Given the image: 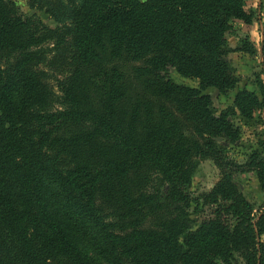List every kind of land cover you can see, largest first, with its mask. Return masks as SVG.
I'll use <instances>...</instances> for the list:
<instances>
[{"label":"trees","instance_id":"obj_1","mask_svg":"<svg viewBox=\"0 0 264 264\" xmlns=\"http://www.w3.org/2000/svg\"><path fill=\"white\" fill-rule=\"evenodd\" d=\"M68 8L51 29L0 0V264H264V205L236 181L252 172L264 193V147L244 163L227 147L237 113L264 102L241 91L218 113L203 93L237 86L227 55L255 17L246 0ZM207 159L222 179L194 196Z\"/></svg>","mask_w":264,"mask_h":264},{"label":"rangeland","instance_id":"obj_2","mask_svg":"<svg viewBox=\"0 0 264 264\" xmlns=\"http://www.w3.org/2000/svg\"><path fill=\"white\" fill-rule=\"evenodd\" d=\"M13 1L25 16H37L47 27L57 29L63 28L69 22L66 8L70 6V3H79L80 0H45L42 7H38L39 5L37 4L32 5L29 0ZM141 1L144 2L146 0ZM257 1L246 0L247 7L255 14L252 23H235V34L229 37L230 51L227 55V60L233 68L235 76L238 78L235 90L228 94H220L215 89H208L203 92L211 97L218 113L232 106L235 97L241 91L252 92L264 102V0H261V9ZM61 54L63 53L61 52ZM140 65L137 64V66ZM41 69L44 70L45 67L42 66ZM46 70L49 72V69ZM57 72L58 70L54 76H58ZM169 75L177 84L197 89L200 87L198 80L183 78L174 69L169 71ZM53 79L48 82L51 86H55L56 84ZM233 121L236 127L241 130L240 139L236 144L227 145V147L230 150L232 158L239 163H244L252 152L260 151L264 147V109L255 112L253 118L250 120L243 119L237 113ZM221 179V169L215 162L210 159L203 160L196 168L190 190L194 196L209 193ZM236 181L243 196L256 208L255 212L257 213V210L264 205V193L256 174L252 172L240 174L236 177ZM194 218L200 222L197 216H194Z\"/></svg>","mask_w":264,"mask_h":264},{"label":"crops","instance_id":"obj_3","mask_svg":"<svg viewBox=\"0 0 264 264\" xmlns=\"http://www.w3.org/2000/svg\"><path fill=\"white\" fill-rule=\"evenodd\" d=\"M257 3H258V5H260V9H261L262 1L261 0H258Z\"/></svg>","mask_w":264,"mask_h":264}]
</instances>
